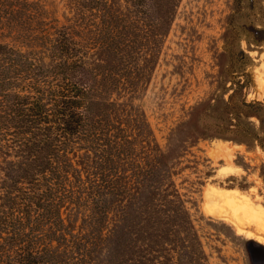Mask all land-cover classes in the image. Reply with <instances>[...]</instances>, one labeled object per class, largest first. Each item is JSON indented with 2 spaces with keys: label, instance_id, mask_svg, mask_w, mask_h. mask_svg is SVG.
<instances>
[{
  "label": "trees",
  "instance_id": "1",
  "mask_svg": "<svg viewBox=\"0 0 264 264\" xmlns=\"http://www.w3.org/2000/svg\"><path fill=\"white\" fill-rule=\"evenodd\" d=\"M180 1L0 0V264H208L176 180L188 150L138 101ZM230 60L221 130L254 116L264 148L250 56Z\"/></svg>",
  "mask_w": 264,
  "mask_h": 264
},
{
  "label": "rangeland",
  "instance_id": "2",
  "mask_svg": "<svg viewBox=\"0 0 264 264\" xmlns=\"http://www.w3.org/2000/svg\"><path fill=\"white\" fill-rule=\"evenodd\" d=\"M259 29L264 34V0H181L138 99L157 143L188 150L182 164L189 166L176 180L197 203L188 206L208 264H264L259 238L264 232L252 221L239 223L237 211L221 202L218 207L219 199L212 196L236 191L264 206V148L252 135L257 119L241 117L239 134L221 130L229 119L224 68L230 53L240 48L248 53L253 82L246 98L264 101V41L255 40Z\"/></svg>",
  "mask_w": 264,
  "mask_h": 264
},
{
  "label": "bare ground",
  "instance_id": "3",
  "mask_svg": "<svg viewBox=\"0 0 264 264\" xmlns=\"http://www.w3.org/2000/svg\"><path fill=\"white\" fill-rule=\"evenodd\" d=\"M211 194L213 193L211 192ZM215 195L219 199L218 202L216 201L218 207L221 205L219 202H221L223 207L231 206L237 211L239 223L243 224L247 221H252L264 232V206L254 204L247 196L236 191H217L212 196L215 197ZM239 230L244 232L245 229L239 227ZM259 238L264 241L263 237L260 236Z\"/></svg>",
  "mask_w": 264,
  "mask_h": 264
}]
</instances>
